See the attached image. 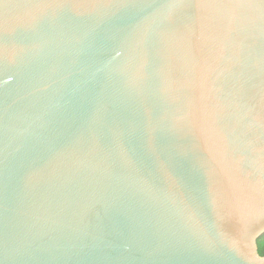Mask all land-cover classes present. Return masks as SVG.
I'll list each match as a JSON object with an SVG mask.
<instances>
[{
  "label": "water",
  "instance_id": "obj_1",
  "mask_svg": "<svg viewBox=\"0 0 264 264\" xmlns=\"http://www.w3.org/2000/svg\"><path fill=\"white\" fill-rule=\"evenodd\" d=\"M264 0H0V264H264Z\"/></svg>",
  "mask_w": 264,
  "mask_h": 264
},
{
  "label": "trees",
  "instance_id": "obj_2",
  "mask_svg": "<svg viewBox=\"0 0 264 264\" xmlns=\"http://www.w3.org/2000/svg\"><path fill=\"white\" fill-rule=\"evenodd\" d=\"M258 255L264 257V235L258 242Z\"/></svg>",
  "mask_w": 264,
  "mask_h": 264
}]
</instances>
